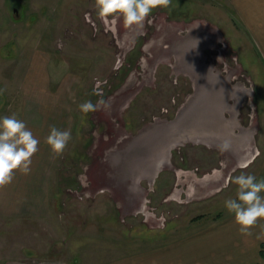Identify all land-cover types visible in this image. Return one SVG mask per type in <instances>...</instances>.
<instances>
[{
  "label": "rangeland",
  "instance_id": "374dc122",
  "mask_svg": "<svg viewBox=\"0 0 264 264\" xmlns=\"http://www.w3.org/2000/svg\"><path fill=\"white\" fill-rule=\"evenodd\" d=\"M251 2L263 6L253 20L264 30V0ZM237 4L171 0L125 28L105 26L95 0H0V118L21 120L37 98L60 94L73 112L72 138L50 168L52 211L0 216V262L50 246L70 264H264V220L243 235L224 204L236 199L234 176L264 179V58ZM202 70L243 90L224 114L233 136L176 144L131 191L116 151L171 121ZM100 99L99 110H79Z\"/></svg>",
  "mask_w": 264,
  "mask_h": 264
},
{
  "label": "clouds",
  "instance_id": "9594fccd",
  "mask_svg": "<svg viewBox=\"0 0 264 264\" xmlns=\"http://www.w3.org/2000/svg\"><path fill=\"white\" fill-rule=\"evenodd\" d=\"M171 0H95L98 19L105 25H116L123 21L125 28L141 26L157 7H168ZM3 94V90H0ZM103 99L95 104L86 101L80 104L79 110L85 115L105 106ZM72 138L68 130L51 127L46 137V144L55 155L64 152ZM40 141L26 127V124L15 115L0 118V188L11 184L17 171L22 174L30 172L32 157L38 151ZM226 141L221 151L229 150ZM237 188L236 199L229 198L225 208L234 213L235 223L243 235H252L251 229L264 220V179L257 181L254 175L241 174L231 180ZM261 235H264L262 226Z\"/></svg>",
  "mask_w": 264,
  "mask_h": 264
},
{
  "label": "crops",
  "instance_id": "0c3cea01",
  "mask_svg": "<svg viewBox=\"0 0 264 264\" xmlns=\"http://www.w3.org/2000/svg\"><path fill=\"white\" fill-rule=\"evenodd\" d=\"M252 3L251 0H238L236 7L243 22L254 21V18L258 19L263 15V6L258 10V5L255 3L252 6ZM249 24L261 57L264 58V30L255 21ZM49 98H46V102L37 98V104H33L34 108L30 109L29 113L23 111L21 115V120L40 143L38 151L32 157L30 172L22 174L17 171L13 182L0 188V216L44 217L49 216L52 211L49 198L50 168L56 155L45 141L53 126L60 130H70L73 112L72 102H65L61 94L50 95ZM244 149L246 150V145ZM46 252L52 254L47 255L43 251L33 254L31 252L24 257L3 260L0 264H70L69 259L56 253L53 247L49 246Z\"/></svg>",
  "mask_w": 264,
  "mask_h": 264
},
{
  "label": "water",
  "instance_id": "95a60500",
  "mask_svg": "<svg viewBox=\"0 0 264 264\" xmlns=\"http://www.w3.org/2000/svg\"><path fill=\"white\" fill-rule=\"evenodd\" d=\"M202 72L205 78L201 86L195 89L192 98L171 121L149 126L147 132L142 131L129 145L116 151L114 160L125 158L128 170L120 180L126 176L131 191L135 189L134 184L140 177L154 178L159 164L167 162L169 150L176 144L189 138L201 140L219 137L223 141L233 136L232 122L224 114L230 108L229 97L232 94L238 96L243 90L233 87L229 89L223 78L217 80L216 76Z\"/></svg>",
  "mask_w": 264,
  "mask_h": 264
},
{
  "label": "trees",
  "instance_id": "16d2710c",
  "mask_svg": "<svg viewBox=\"0 0 264 264\" xmlns=\"http://www.w3.org/2000/svg\"><path fill=\"white\" fill-rule=\"evenodd\" d=\"M260 254H261V256L264 257V242H262V244H261Z\"/></svg>",
  "mask_w": 264,
  "mask_h": 264
},
{
  "label": "bare ground",
  "instance_id": "6f19581e",
  "mask_svg": "<svg viewBox=\"0 0 264 264\" xmlns=\"http://www.w3.org/2000/svg\"><path fill=\"white\" fill-rule=\"evenodd\" d=\"M205 73H206V72H205ZM198 80H199V79H197V85H196V87H200V86H201V82H200V80H199V82H198ZM236 144H237V143H236ZM238 144H240V143H238ZM247 145H248V144H247ZM247 145H246V146H247ZM239 148H241V147H239ZM247 148H248V147H247ZM240 157H241V156H239V158H240Z\"/></svg>",
  "mask_w": 264,
  "mask_h": 264
},
{
  "label": "flooded vegetation",
  "instance_id": "af4514ba",
  "mask_svg": "<svg viewBox=\"0 0 264 264\" xmlns=\"http://www.w3.org/2000/svg\"><path fill=\"white\" fill-rule=\"evenodd\" d=\"M196 85H197V84L195 83V86H196ZM176 115H177V114H176ZM244 137H245V136H242L241 138H244ZM242 140L245 141L246 139L244 138V139H242ZM238 143H239V142H238ZM238 143H237V145H238V147H239L240 144H238Z\"/></svg>",
  "mask_w": 264,
  "mask_h": 264
}]
</instances>
